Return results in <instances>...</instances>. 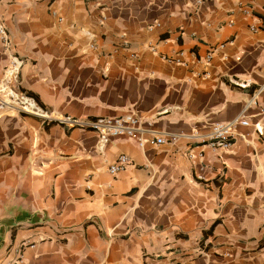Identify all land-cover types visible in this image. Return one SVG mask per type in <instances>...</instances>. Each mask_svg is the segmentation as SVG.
Segmentation results:
<instances>
[{
  "label": "crops",
  "instance_id": "crops-1",
  "mask_svg": "<svg viewBox=\"0 0 264 264\" xmlns=\"http://www.w3.org/2000/svg\"><path fill=\"white\" fill-rule=\"evenodd\" d=\"M198 1L0 0L22 90L141 118L102 146L0 105V264H264V0Z\"/></svg>",
  "mask_w": 264,
  "mask_h": 264
},
{
  "label": "built area",
  "instance_id": "built-area-1",
  "mask_svg": "<svg viewBox=\"0 0 264 264\" xmlns=\"http://www.w3.org/2000/svg\"><path fill=\"white\" fill-rule=\"evenodd\" d=\"M197 4L200 5L202 2L199 0ZM0 40L4 46V52L9 58V64L0 81V105L2 108H16L21 113L39 119L44 124H58L69 128L96 132L100 136L102 146L123 135L135 136L141 124V118L135 114L119 117H99L96 119L74 118L71 116L55 117L34 96L22 90L20 72L24 63L11 50L9 34L2 20H0ZM234 84L243 89L250 87L249 81H234ZM258 132L261 134L260 129H258ZM156 142L157 144H162L164 140L158 138ZM233 142L231 127L221 124L213 126L206 140V144L215 152L227 151ZM142 146L143 144L141 143L140 147ZM190 158L192 159L193 156H190ZM128 164H130L129 157L120 155L115 164L110 167L109 172L116 176L123 172ZM20 261L21 258L11 264H19Z\"/></svg>",
  "mask_w": 264,
  "mask_h": 264
},
{
  "label": "trees",
  "instance_id": "trees-1",
  "mask_svg": "<svg viewBox=\"0 0 264 264\" xmlns=\"http://www.w3.org/2000/svg\"><path fill=\"white\" fill-rule=\"evenodd\" d=\"M214 225H212V227L207 231V232H211L213 230Z\"/></svg>",
  "mask_w": 264,
  "mask_h": 264
}]
</instances>
